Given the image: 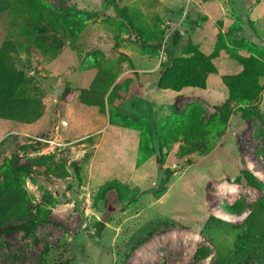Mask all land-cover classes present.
Here are the masks:
<instances>
[{
    "label": "rangeland",
    "instance_id": "1",
    "mask_svg": "<svg viewBox=\"0 0 264 264\" xmlns=\"http://www.w3.org/2000/svg\"><path fill=\"white\" fill-rule=\"evenodd\" d=\"M1 66L0 264H264V0H0Z\"/></svg>",
    "mask_w": 264,
    "mask_h": 264
},
{
    "label": "trees",
    "instance_id": "2",
    "mask_svg": "<svg viewBox=\"0 0 264 264\" xmlns=\"http://www.w3.org/2000/svg\"><path fill=\"white\" fill-rule=\"evenodd\" d=\"M113 1V0H111ZM120 12V11H119ZM155 46H159L154 44ZM167 57L169 60L164 64L167 69L168 62L173 59V50L167 49ZM181 60V58L179 59ZM174 66V64H173ZM163 70V71H164ZM164 78H160L162 81ZM12 74L9 71V67L6 68L1 66L0 70V115L6 117L8 119H14L18 121H31L37 118L41 114V106L38 103V100L33 97L22 96L18 93L16 89V82L13 81ZM18 169H29L27 165H16ZM174 169L170 167H166L162 170L161 177L159 179V183L156 188H152L148 190L149 192L160 193L165 190L166 185L170 181L171 176L174 173ZM243 177L246 181L259 189H263V185L260 181H256L254 175L246 170L242 171ZM136 196H132L127 198L125 201H122V208L131 204L134 200H136ZM100 225H103V222H100ZM13 228L19 229H29L28 226L22 224L19 226H14ZM99 232H97L98 234Z\"/></svg>",
    "mask_w": 264,
    "mask_h": 264
},
{
    "label": "built area",
    "instance_id": "3",
    "mask_svg": "<svg viewBox=\"0 0 264 264\" xmlns=\"http://www.w3.org/2000/svg\"><path fill=\"white\" fill-rule=\"evenodd\" d=\"M63 123H66L65 121ZM42 144H45L47 148L52 149L58 144L55 139L52 138H39ZM45 151V150H44Z\"/></svg>",
    "mask_w": 264,
    "mask_h": 264
},
{
    "label": "water",
    "instance_id": "4",
    "mask_svg": "<svg viewBox=\"0 0 264 264\" xmlns=\"http://www.w3.org/2000/svg\"><path fill=\"white\" fill-rule=\"evenodd\" d=\"M156 161H159V157L158 156L156 157Z\"/></svg>",
    "mask_w": 264,
    "mask_h": 264
}]
</instances>
